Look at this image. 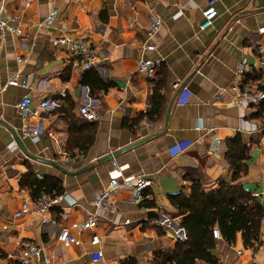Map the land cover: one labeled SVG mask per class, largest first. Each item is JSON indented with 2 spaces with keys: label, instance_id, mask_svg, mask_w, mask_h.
I'll return each instance as SVG.
<instances>
[{
  "label": "crops",
  "instance_id": "obj_1",
  "mask_svg": "<svg viewBox=\"0 0 264 264\" xmlns=\"http://www.w3.org/2000/svg\"><path fill=\"white\" fill-rule=\"evenodd\" d=\"M207 2L0 0V16L10 17V25L22 29L21 35L8 34L0 43V83L21 72L20 82L7 85L0 104V264H21L29 244L40 246L41 253L26 264H46L45 255L54 264H93L91 252L96 249L103 251L108 264H152L156 253L173 249L181 240L175 231L181 217L175 216L177 208L170 197L189 192L193 180L204 181L208 190L217 188L220 180L232 183L226 154L228 140L238 135L249 146L247 172L239 180L263 200L264 101L242 108L234 102L239 89L233 87L240 81L238 68L244 62L242 81L264 90L260 66L264 0H218V15L201 30ZM53 8L57 15L45 25ZM152 17L162 23L149 37ZM63 35L89 39L101 58L99 64L86 71L73 69L68 46L52 44ZM146 43L155 49L145 50ZM148 58L159 60L156 84L164 98L160 115L151 114L154 86L136 71L138 61ZM101 83L106 86L100 87ZM180 85L192 96L184 105L174 99L166 132L113 158L125 166V174L149 180L142 197L131 188L117 190L112 195L116 211L104 214L96 228L73 227L94 213V195L108 183L113 159L98 160L163 131L168 105ZM24 95L32 99L31 111L46 96L61 100L59 110L35 117L46 128L36 142L23 136L16 104ZM84 105L95 110V121L81 115ZM71 106L81 122L97 123L94 142L85 151L69 142L71 125L65 114ZM179 140H191L193 145L173 158L168 148ZM29 173L40 180H58L67 194L48 211L52 223H43L35 213L15 216L24 199L35 200L21 185ZM126 219L129 224H124ZM61 227L70 228L81 243L59 241ZM260 230L255 248L246 247L240 233L229 244L217 230L214 252L219 264H264V216Z\"/></svg>",
  "mask_w": 264,
  "mask_h": 264
},
{
  "label": "built area",
  "instance_id": "obj_2",
  "mask_svg": "<svg viewBox=\"0 0 264 264\" xmlns=\"http://www.w3.org/2000/svg\"><path fill=\"white\" fill-rule=\"evenodd\" d=\"M27 3L33 0H23ZM218 0H208L206 7L203 10V20L200 24V29L204 30L212 25L214 18L218 15V9L216 3ZM58 10L53 8L46 15L43 23L50 25L53 23ZM10 17L4 18L0 16V43L4 42L7 35H21L22 29L19 26H12L9 23ZM162 21L158 17H152L148 27V36L152 37L159 29ZM52 44L56 46L67 45L70 51V63L73 69L90 70L96 67L101 58L93 46L91 41L82 36L63 35L56 37L52 40ZM155 45L146 43L144 45L145 50L152 51L155 49ZM159 66V60L155 59H140L137 63L136 71L142 73L151 87L157 83V68ZM260 66L264 68V56L260 61ZM245 63H241L238 68V75L240 81L234 85L233 88H238V92L235 95L234 102L236 105L245 108L249 106L258 105L264 101V90L254 87L249 83H245L243 80L245 75ZM21 72L17 71L8 80V82L0 83V104L1 95L7 89L9 83L20 82ZM178 84L175 85V87ZM192 92L183 87V89L175 97V103L177 105L186 104ZM32 99L29 95H24L20 98L16 104V108L23 119V136L31 139L32 141H39L44 134L46 128L41 120L35 119L43 112H55L61 107V100L53 96H46L42 98L34 111L30 110ZM80 113L83 117L90 121L97 119V113L94 109L88 105H84L80 108ZM50 134V133H49ZM193 145L191 140H179L174 142L168 151L171 157H177L184 154ZM125 166H122L117 160H112V166L108 171V183L105 187L98 190L93 198L92 205L94 207V213L89 215L86 220L81 223H74L73 227L79 228L80 231H86L96 228L99 225L100 218L107 212H115L117 206L112 200V195L121 189L131 188L137 193V197H142V191L148 187L149 180L141 175L125 174ZM253 197H259L258 193H253ZM66 193L50 194L43 192L37 199L28 200L24 199L20 211L15 213V216H20L24 213H35L41 217L43 223H52L53 220L47 214L57 203L58 200L66 199ZM129 219L125 220L124 224H129ZM176 234L181 240L186 239L185 230L179 226L176 230ZM217 230L215 231V237H218ZM57 239L65 244H80L81 239L78 236L73 235L70 232V228L61 227ZM94 242L98 241V237H94ZM41 253V247L36 244L27 245L20 258L21 264H26L29 259L39 257ZM91 259L93 264H108L105 255L101 249H96L91 252ZM46 264H54L49 255L44 256Z\"/></svg>",
  "mask_w": 264,
  "mask_h": 264
},
{
  "label": "trees",
  "instance_id": "obj_3",
  "mask_svg": "<svg viewBox=\"0 0 264 264\" xmlns=\"http://www.w3.org/2000/svg\"><path fill=\"white\" fill-rule=\"evenodd\" d=\"M105 86L106 84L100 85ZM153 90L151 114L160 115L164 102L160 92L161 85L155 84ZM70 109L72 106L65 114L71 125L69 142H75L85 151L94 142L97 123L81 122ZM248 150L249 146L240 135L228 140L226 159L231 170L232 183L220 180L217 188L208 190L204 181L193 180L189 192L181 191L170 197L171 203L177 208L175 216L181 217L180 226L185 230L186 239L178 240L173 249L156 253L152 264H219L214 252L216 230L229 244H234L240 233L246 247H258L261 220L264 216V198L260 200L253 197V193L246 190L239 180L247 172ZM21 185L30 189L34 199L43 192L62 193L58 180H40L31 173L21 178ZM147 203L149 205L152 202Z\"/></svg>",
  "mask_w": 264,
  "mask_h": 264
},
{
  "label": "water",
  "instance_id": "obj_4",
  "mask_svg": "<svg viewBox=\"0 0 264 264\" xmlns=\"http://www.w3.org/2000/svg\"><path fill=\"white\" fill-rule=\"evenodd\" d=\"M183 87H184L183 85H180V87L176 90V92H175L173 98L171 99V101H170V103H169V105H168L167 112H166V115H165V121H164V129H163V131H161V132H157V133H155V134H153V135H149V136L143 137V138H141V139H139V140H137V141H134L133 143H130L129 145H127V146H125V147H123V148H121V149H119V150L113 151L112 153H109L108 155H106V156L100 158V159L98 160V162H105V161H108V160H110V159H113V158L117 157L118 155H120V154H122V153H124V152H126V151H129V150H131V149H134L135 147L139 146L140 144L149 141V140L152 139L153 137H155V136H159V135L165 133L166 130H167L168 121H169V117H170V110H171V107H172V105H173L174 99H175V97L177 96V94L183 89ZM17 139H18V137H17ZM18 140H19V139H18ZM18 142H20V140H19ZM31 157L34 158V159H37V160H43V161L49 162V163H51V164H53V165H55V166H57V167H60L59 164L55 163L54 161L46 160V159H40V158L35 157V156H31ZM87 168H88V167L85 166V167H83L82 169H80L79 171H83V170H85V169H87ZM79 171H78V172H79Z\"/></svg>",
  "mask_w": 264,
  "mask_h": 264
}]
</instances>
